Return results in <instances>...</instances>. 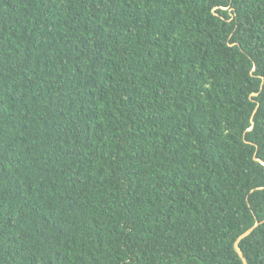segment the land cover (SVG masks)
<instances>
[{
  "label": "trees",
  "instance_id": "16d2710c",
  "mask_svg": "<svg viewBox=\"0 0 264 264\" xmlns=\"http://www.w3.org/2000/svg\"><path fill=\"white\" fill-rule=\"evenodd\" d=\"M264 264V0H0V264Z\"/></svg>",
  "mask_w": 264,
  "mask_h": 264
},
{
  "label": "water",
  "instance_id": "95a60500",
  "mask_svg": "<svg viewBox=\"0 0 264 264\" xmlns=\"http://www.w3.org/2000/svg\"><path fill=\"white\" fill-rule=\"evenodd\" d=\"M251 230H252V228L248 229L245 233H243V234L238 238V240H237L236 243H235L236 251H237L238 254L241 256V258L243 259V261H244L245 264H247L246 259L244 258V256H243L241 250L238 248L237 243H238V241H239L240 238H242L243 236H245L246 234H248Z\"/></svg>",
  "mask_w": 264,
  "mask_h": 264
}]
</instances>
